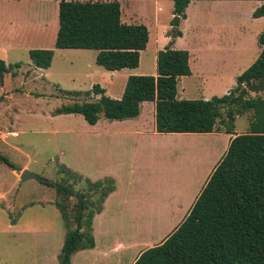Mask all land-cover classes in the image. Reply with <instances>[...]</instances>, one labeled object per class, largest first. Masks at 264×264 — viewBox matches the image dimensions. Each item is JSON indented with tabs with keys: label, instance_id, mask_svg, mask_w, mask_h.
<instances>
[{
	"label": "trees",
	"instance_id": "1",
	"mask_svg": "<svg viewBox=\"0 0 264 264\" xmlns=\"http://www.w3.org/2000/svg\"><path fill=\"white\" fill-rule=\"evenodd\" d=\"M55 1H59L55 49L96 51V64L109 72L139 67L141 52L149 43V29L144 24L124 23L119 2ZM172 1V41L157 55V76H130L121 99L109 97L95 85L92 92L100 96L98 100L63 106L56 114H79L94 126L101 114L110 121L131 120L139 117L144 102H155L159 134L223 131L235 135L182 224L162 244L142 252L135 264H264V33L258 37V59L237 78L229 94L210 100L178 99L179 78L191 75L189 53L170 45L183 36L180 26L192 0ZM241 1L262 2L253 18L264 17V0ZM29 57L34 67L47 70L54 50L33 49ZM13 67L20 69L22 64L7 66L0 60L1 86ZM247 113H251L248 132L235 134L236 120ZM0 162L20 170L5 157L0 156ZM71 178L81 179L82 186L80 182L42 181L56 191V206L68 226L60 264H71L77 252L95 248L94 218L116 191L112 178L91 182L75 173ZM78 185L85 199L82 206L76 198ZM72 197L77 200L73 206Z\"/></svg>",
	"mask_w": 264,
	"mask_h": 264
},
{
	"label": "rangeland",
	"instance_id": "2",
	"mask_svg": "<svg viewBox=\"0 0 264 264\" xmlns=\"http://www.w3.org/2000/svg\"><path fill=\"white\" fill-rule=\"evenodd\" d=\"M41 1L44 0H0V60L7 66L22 64L20 69L13 67L4 86L0 85V156L17 169L27 165V170L41 179L21 181L16 171L0 162V264H60L68 226L56 206V191L42 181H69L70 185L80 182L82 186L81 179H70L71 173L82 175L74 170L81 164L95 170L97 160L94 146L89 151L82 148V140L95 137L94 128L79 114L58 115L56 110L74 103L95 102L100 98L92 92L95 85L108 90L110 96L118 94L127 73H112L98 66L96 51L55 49V31L59 27L55 0ZM122 4L124 21L137 22L142 17L149 32L160 34V49L169 43L166 33L174 10L172 0H148L145 11L143 7L134 8L129 0ZM252 6L253 3H245L240 16L231 7H204L199 16L207 27L213 24L214 28L202 31L201 36H205V41L231 42L239 35L241 27L237 25L242 24V32L248 36L250 46L255 47V55L260 46L253 36L264 33V28L252 21ZM131 12L137 14L136 18ZM151 45L143 54L145 60L152 53L154 41ZM40 48L54 50L52 65L47 70L34 67L29 57L30 50ZM14 71L17 76H12ZM235 84L236 77L228 74L223 79L183 77L179 93L186 100H210L222 97ZM250 117L251 113H247L238 118L235 127L249 128ZM100 118L101 122H110L102 114ZM146 175L153 181L174 180L175 184V155L159 161ZM81 186L75 187L79 193ZM76 202L72 197L70 205ZM157 227L146 226L144 233ZM170 228L165 236L175 226Z\"/></svg>",
	"mask_w": 264,
	"mask_h": 264
},
{
	"label": "crops",
	"instance_id": "3",
	"mask_svg": "<svg viewBox=\"0 0 264 264\" xmlns=\"http://www.w3.org/2000/svg\"><path fill=\"white\" fill-rule=\"evenodd\" d=\"M101 1L119 2L124 23L145 25L142 17L138 18L137 22L124 21L123 0ZM210 1L211 4L208 5L206 3L209 0L191 1L186 12L187 19L180 26L183 36L175 39L170 46L174 50L189 53L191 75L183 77L204 79L217 76L218 79H223L224 75L228 74L234 75L237 79L258 59L261 48L256 49L255 55L252 53L255 47L250 46L248 36L242 32V24L237 25L241 27L239 35L231 42L205 41L203 39L205 36H201L200 33L206 30L212 31L214 27L213 24L207 27V23L199 15L204 7L211 6L218 9L234 8L238 12L236 15L240 16L245 3L250 2L253 3L252 21L264 28V17L253 18V13L262 2ZM41 2L49 3L51 0ZM54 2V12L59 18V1ZM129 2L134 4V8L143 7L144 11L148 8V0H129ZM130 15L136 18L137 14L131 12ZM173 17L172 14L171 20ZM58 29L59 27L55 31L56 37ZM171 29L170 23V30L166 33L169 43L165 47L172 41L169 37ZM260 34L259 32L254 34L253 39L255 37L254 40L258 42ZM149 35L147 49L141 52L139 67L119 71L127 72L120 91L110 96L108 90L102 87L106 95L113 99H121L130 76H157V55L165 47L160 49L158 46L160 39L158 32L154 35L149 32ZM153 41L155 46L151 55L145 60L143 54L151 48ZM183 77L179 78V83ZM179 83L178 99H182ZM235 86L236 84L222 96L229 94ZM155 115L156 103L144 102L139 117L125 121L108 120L109 123L101 122L100 119L96 125H91L95 137L82 140V148L85 151H89L90 146H94L97 167L95 170H90L81 164L74 170L91 182L112 178L116 182V191L109 195L104 202L102 212L94 218L95 248L77 252L72 257L71 264H135L142 252L162 244L188 216L210 175L227 152L232 138L235 137L223 131L212 134H159L156 131ZM247 129L249 128L238 130L235 127V134L247 133ZM168 155H175V184L174 180L168 182V180L149 179L146 175L149 168L150 171L154 170L159 165V161L166 159ZM69 167L72 169L71 164ZM27 168L28 166L25 165L19 171L22 172ZM146 226L158 227L156 230L150 228L145 234ZM129 227L135 228L131 230ZM169 228L174 229L165 236Z\"/></svg>",
	"mask_w": 264,
	"mask_h": 264
},
{
	"label": "water",
	"instance_id": "4",
	"mask_svg": "<svg viewBox=\"0 0 264 264\" xmlns=\"http://www.w3.org/2000/svg\"><path fill=\"white\" fill-rule=\"evenodd\" d=\"M16 173L20 176L21 181H28L31 179H36V180H41L38 176L33 175L29 170H24V171H16ZM76 198L80 201L81 206L84 203V198L81 196L79 192L76 193Z\"/></svg>",
	"mask_w": 264,
	"mask_h": 264
}]
</instances>
